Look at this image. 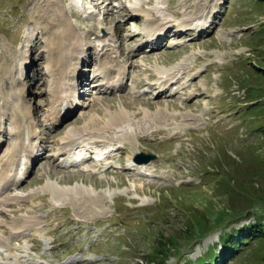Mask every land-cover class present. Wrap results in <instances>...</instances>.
<instances>
[{"label":"rangeland","instance_id":"374dc122","mask_svg":"<svg viewBox=\"0 0 264 264\" xmlns=\"http://www.w3.org/2000/svg\"><path fill=\"white\" fill-rule=\"evenodd\" d=\"M44 1L60 4V14L66 13L77 40L71 42L74 49L91 45L81 68L88 78H98L71 92L80 107L61 128L48 126L52 99L46 64L61 56L70 64L68 55L74 59L76 53L43 52L50 48L46 40L54 42L59 39L54 33L65 29L45 30L52 13L41 15ZM78 1L73 14L70 0H0V172L11 158L15 163L0 182V264H151L147 256L152 249L171 238L180 252L171 246L166 264H195L211 248L220 252L214 248L220 228L211 225L210 233L194 243L184 235L195 218L211 222L225 212L227 223L233 211L252 209L251 201L264 193V0H151V5L139 0V20L130 17L128 0ZM157 5L161 11L153 13ZM157 16L172 24V31L160 44L143 46L157 49L136 52L143 39L137 33ZM184 20L203 23V33L175 29ZM114 31L110 67L126 69L128 80L123 91L103 92L102 77L109 67L98 63L102 52L95 56V66L90 62ZM129 62L133 65L128 67ZM71 69L74 73L75 67ZM82 70L75 71L77 85L87 78ZM184 71L190 75L183 76ZM172 72L181 74L172 82L170 96L166 92L158 98L151 83ZM133 99L158 105L152 110L133 106L126 110L129 115L154 117L161 112L160 120L128 123L129 139L102 164L88 159L77 168H63L58 165L62 159H52L67 134L81 136L87 116H97L99 106L109 116L125 112L121 101ZM104 119L89 128L91 152L104 149L94 148L93 142L109 140L100 134L109 118ZM35 136L43 137L42 146L47 143L41 159L33 162L27 150L37 143ZM140 154L155 158L137 163ZM12 179L15 185L5 187ZM51 187L63 189V201L53 197ZM86 193L94 203L84 202ZM257 246L250 245L226 264H255L251 253Z\"/></svg>","mask_w":264,"mask_h":264},{"label":"bare ground","instance_id":"6f19581e","mask_svg":"<svg viewBox=\"0 0 264 264\" xmlns=\"http://www.w3.org/2000/svg\"><path fill=\"white\" fill-rule=\"evenodd\" d=\"M73 1L71 0V2H70V5L72 6V9L70 11L72 13L76 12L75 8L77 7L76 5H72ZM75 1H77V0H75ZM150 1L151 0H148V1L144 2V4L145 5H151L152 3ZM128 2L130 4V6H129V9H130L129 10V12H130L129 15H130V17L132 16L136 20L141 19L142 16L140 15V10L138 9V5L141 4L142 2L139 3V0H128ZM157 2H158L157 4H161V3H159V1H157ZM187 2L191 3V0H187ZM44 3H45V1H44ZM77 5H78V3H77ZM96 7H97V5H95L94 8H96ZM61 8L62 7L58 3L57 4H55V3L54 4H50V2H47V4L45 3V8L41 9V12L43 13L41 15H46V14L52 13V17L53 18L51 17L50 20L48 21V20L45 19L46 16H45V18L43 16H39V15L37 16L38 19L42 20L44 18L42 21H44V20L47 21L46 24H45L46 25L45 30H47V29L49 30L50 28L57 27L59 25L65 27V29L62 30V32L59 31V32L54 33L55 35L59 36V39L54 38V42H50V39L46 40L47 41L46 44H49L50 48H49V50H45L46 47H47L46 46L43 52L52 51V52H54L56 54H61V52L63 50H68L69 54H70V52L72 50L74 53H76V55L73 54L74 55V59H73V56L68 55L69 63L71 64V61H72L73 65L72 64L71 65L67 64L66 60H64V58L62 56L57 58V59L56 58L49 59L48 63L46 64V66H47L46 71L48 70L47 71V73H48L47 75H48V77L50 79V80L49 79H46V80H48L49 84L51 83L50 88L49 87H47V88H48V90L51 89L50 90L51 91L50 98L52 99L50 113L47 116L48 117L47 121H48V126L49 127H53V128H55V127L56 128H58V127L61 128L62 126H65L68 123V121H65L66 120L65 118H67L70 114H73V116H74L76 110L80 107V105H77L75 103V101L73 99V95L71 94V92L74 91V93H75L76 90L80 89V86L84 87L88 83H96L97 80H98V78L96 77L97 75H95L96 78H94L93 76L90 77L92 79L88 78L89 76H88V74H86V71L84 70V68H81V63H84L85 60H86L85 58H83V56L88 53V47L89 46L91 47V45L89 43H86L87 44V48H84V47L81 48V47H78V46H77L76 49L73 48V44L71 42L72 41H77V40H76V38L74 36L73 28L68 23V18H67L66 13L63 12L62 14H60L61 10H63ZM156 11L160 12L161 11V7H159L158 5L157 6H153L152 12L154 13ZM73 14H75V13H73ZM185 21L186 20H184L182 24H177V25L174 24V26H176L175 29L181 30L182 32L193 34V31H187L186 29H187L188 26L196 25V28H197V31L195 32L196 35H200L201 33H203V28L204 27L202 28L201 27L202 25L198 24V22H200V21H197V20L196 21H192V22H189L190 24L188 22H185ZM143 22H146V20L145 21L143 20ZM149 22H150L149 23V32L146 31V30H142L141 32L137 33V35H136V38H138V39L141 36H143V39L140 41V45L136 48V52H139L144 45L150 44L153 47L155 45L160 44V41L164 38V36L169 35L170 32L172 31V27H173L172 24L170 25L166 21L162 22L161 19H160V16L155 17L153 21H149ZM185 23H188V24H185ZM189 29H194V28H189ZM134 30L132 31V33L134 32ZM143 33L145 35H142ZM116 35H117L116 31H114L113 34H112V38L113 39L109 40L108 44H103L100 47L99 51L98 50L97 51L94 50V52H96V54L91 57V62L90 63L94 64V66H95V63L97 64V61H96L97 58L95 59V56H98L100 54L99 52H102V57H104V58H102L103 60L101 59L98 62L100 64V67H103V69H105V66H107L108 64L111 66V62L112 61L109 60V56L108 55H109V53L114 52V48H112V46H114V44H115V41H113V40L116 39ZM62 38L65 39L66 42H61L60 40ZM98 38H96V35H95L94 40H97ZM138 39L136 41H138ZM160 46L161 45H159L158 48ZM120 47L121 46H119V47L117 46V50L118 51L120 50L119 49ZM28 48H29V46H28ZM98 48H99V46H98ZM146 48H148L150 50L157 49V48H152L151 49L150 47H143L142 50H144ZM121 55H123L122 51H121ZM78 56H80V59H78ZM46 59L47 58H44V60H46ZM94 60H95V62H94ZM127 62H125V63H127ZM90 63L88 62L87 64H90ZM63 65L67 66L66 69L64 70L65 72H63V70H62ZM84 65H86V64H84ZM132 65L133 64L129 62L128 67L132 66ZM71 67H75V69H73L74 73L71 71L72 70ZM80 68L84 70V73L87 76V78L84 81V83L77 85L78 76L76 75V77H75V71L78 70V71L81 72ZM90 69L91 68L89 67V69H87V70L90 71ZM99 70H101V69H99ZM104 72H106V70ZM121 72H123L124 74H122ZM115 74L118 75V77H116ZM162 74H167V73H161V75ZM180 74L181 73H179V72H172V74H169V75L166 76L165 80L157 79V81H154L153 83H151L150 88H154L155 89V91H156L155 95L158 98H160L166 92H167L166 95H168V91H169L170 86L172 85V82L174 80H177L179 78ZM127 75H128V73H127L126 69L122 70V71L121 70L116 71L115 69H111V68L108 69L106 75H104L105 84L102 85V88L105 91H103V92H115L114 90L116 88H117L118 91L119 90L123 91L124 87L126 86V81L128 80V78H127L128 76ZM189 75H190V73H188V71H184L183 76L187 77ZM159 78H162V77H160V75H159ZM88 79H90L92 81L89 82ZM48 82H47V84H48ZM138 85H140V84H137L136 87H138ZM94 88L97 89V91H98L99 85L95 84ZM168 96H170V95H168ZM133 100L134 101H132V100H129V101L122 100L121 101L122 107L125 110V112H117V113H115L113 115H109L108 116L105 112H103L102 109H100V106H99V108H98L99 111H98V115L97 116H94V117H92V115L91 116H87V118H86L87 120L85 121V126L83 128V131L80 133L81 136H79V134H77L76 135L77 138H75L73 135L71 136V134H67L66 137L64 139H62L63 143L60 145L59 149L58 150L56 149L57 152L55 153L54 156L58 155V157L63 158L62 162L61 163L59 162L60 164H58V165L63 167V168H65L67 166L65 164V160H69L68 164L70 166H72V167L76 166L77 165L76 163H80V162L82 164L86 163V161H87L86 155L88 154V152L86 151L85 148H88L87 146L89 144L88 143V139L86 137L88 136V138H89L90 135H92L90 133L89 128L90 129L92 127L94 128V126H96L97 124H100V122H102L101 119H104V117H106V116L109 119H107L108 121H106L104 127L103 128L101 127L102 129H101V133L100 134L101 135L102 134L108 135L109 136V140H108L107 143L96 141V142H93L92 145H95L96 148H99V147H103L104 149L110 148V150H112V151H114V149L117 148L116 146L119 143H121L123 140H128L129 139V134L130 133H129L128 129H127V127H128L127 124L130 123L131 121L133 122V121L138 120V122L146 124V123H151V122H157L158 120H160L161 112H160V114L157 113L158 115H156L154 117L147 115L145 112L142 113V114L139 112V113H133V114L129 115L126 112V110L132 109L133 106L134 107L138 106V105L139 106H144L147 110H152L154 108V106L158 105V104H152V103L141 104V101H142L141 99H133ZM22 102L24 103V101H22ZM101 104H103V103H101ZM105 105H106L107 110H109V109L112 110L113 109L112 105H108V103H106ZM2 115H4V114H2ZM137 115H140V116L137 117ZM104 121H105V119H104ZM16 129H17V135L15 134V136L18 137V139H20L22 130H20L21 129L20 126H17ZM91 132L93 133V131H91ZM157 132H159V131H157ZM1 134H2V132H1ZM139 135L141 136L142 134H139ZM0 137H2V136H0ZM44 138L47 139V137H45V136H44ZM33 139L37 143L31 148V150H27V151H28V159H29V161L33 160V162H34V161H39L41 159V158H38V157H41V155L43 154L44 145L47 142L42 146L41 144H43V142H44L42 140L43 137L35 136V137H33ZM78 141H80L79 144H78ZM1 143H2V141L0 140V144ZM53 144H54V141H53ZM77 144H78V146L76 148H74ZM112 151H110V153H109L110 155L112 154ZM32 156H33V158H32ZM54 156L52 157V159H55ZM102 156H104V152H102V150L99 151L96 154V157H100L101 158ZM12 157H14V156H12ZM30 158H32V159H30ZM107 158L105 157L103 160H106ZM13 159H15V158H13ZM90 159L92 161H94L92 158H90ZM120 159H121V156L118 157L119 161H120ZM11 160H12V158H11ZM10 161L6 164V167H5L4 171L0 172V182L4 179V177L6 175V172L9 171V169L12 168L13 165L15 164L14 162L10 163ZM19 163L20 162H18L17 164H19ZM3 166H5V165H3ZM53 173H55V172H53ZM49 175L55 176L56 174H52V173L50 174L49 173ZM13 182H15L14 179L7 180L5 182V187L6 186H13L14 185ZM54 187H56V186H54ZM50 190H51V192L53 194V197H55V199L57 201H63L64 200V197L66 196V194L64 193L63 189L59 190V188L58 189H54V188L51 187ZM78 193L81 195L83 192L78 191ZM84 195H87L85 198H83L84 202H86V203H91V202L94 203L95 200H93V198H91L89 193H86ZM15 198H17V197H15ZM28 222H29V220H28ZM28 225H30V224H28ZM6 242H7V239H6ZM2 243L3 242H0V244H2Z\"/></svg>","mask_w":264,"mask_h":264},{"label":"trees","instance_id":"16d2710c","mask_svg":"<svg viewBox=\"0 0 264 264\" xmlns=\"http://www.w3.org/2000/svg\"><path fill=\"white\" fill-rule=\"evenodd\" d=\"M251 203L250 208L252 209L245 212L233 211L227 223L223 221L228 216L225 212L218 214L211 222L208 219L195 218V223L189 230H186L189 233L184 235V239L189 243H194L196 239L201 240L208 235L211 225L213 228L221 229L218 242L214 244V248H220V252L216 253L211 248L208 255L195 264L229 263L237 259L244 249L253 244L258 245L251 253L255 255V264H264V193L260 197H255ZM252 206H255L256 209ZM246 220H249L247 224L237 226ZM170 247L178 253L180 252V245L174 238L168 239L167 242L159 241V244L152 249L151 254L147 256L149 262L151 264H166L171 252ZM191 247H194V244Z\"/></svg>","mask_w":264,"mask_h":264},{"label":"water","instance_id":"95a60500","mask_svg":"<svg viewBox=\"0 0 264 264\" xmlns=\"http://www.w3.org/2000/svg\"><path fill=\"white\" fill-rule=\"evenodd\" d=\"M140 158H143L142 160ZM155 157L153 155H144L140 154L136 159L137 163L147 164L148 162L152 161Z\"/></svg>","mask_w":264,"mask_h":264}]
</instances>
